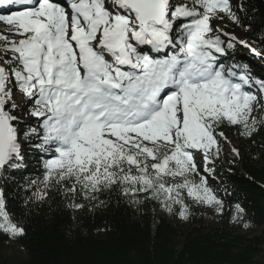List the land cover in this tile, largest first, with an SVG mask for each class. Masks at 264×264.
Here are the masks:
<instances>
[{"label":"snow or ice","instance_id":"6c2138e0","mask_svg":"<svg viewBox=\"0 0 264 264\" xmlns=\"http://www.w3.org/2000/svg\"><path fill=\"white\" fill-rule=\"evenodd\" d=\"M246 0H0V180L73 212L116 197L187 221L223 216L210 184L230 144L264 132V57ZM254 11H256L253 8ZM264 44V19L258 25ZM230 154L240 157L238 148ZM230 222L247 229L240 203ZM0 187V235L26 236Z\"/></svg>","mask_w":264,"mask_h":264},{"label":"trees","instance_id":"16d2710c","mask_svg":"<svg viewBox=\"0 0 264 264\" xmlns=\"http://www.w3.org/2000/svg\"><path fill=\"white\" fill-rule=\"evenodd\" d=\"M246 2L256 10L248 9L257 27L236 31L264 48L257 39L264 1ZM226 134L241 156L221 153L215 164L217 175L209 181L224 201V229L207 225L208 216L194 205L192 216L183 221L114 196L101 197L109 201L107 206L91 212H73L64 207L59 196L45 203H25L31 195L25 180L34 177L38 169L32 160L25 180L17 177L15 184L8 185L0 180L10 207L27 230L26 236L17 240L0 235V264H264V235L255 236L264 226V132L254 137V143L239 137L234 129ZM236 203L247 210V229L230 222L228 213L235 214ZM239 231L248 234L239 235ZM13 248L18 255L7 254Z\"/></svg>","mask_w":264,"mask_h":264},{"label":"rangeland","instance_id":"374dc122","mask_svg":"<svg viewBox=\"0 0 264 264\" xmlns=\"http://www.w3.org/2000/svg\"><path fill=\"white\" fill-rule=\"evenodd\" d=\"M264 1V0H263ZM238 36H241L242 34L240 33H237ZM259 70V69H258ZM231 143L230 144H227L226 146L223 147V151H222V155L226 156L227 154L230 153V149L233 147L234 143L232 142V140H230ZM195 207L200 211L202 212L203 214L207 215V219H206V223L207 225H209L210 227L212 228H221V229H224L225 226H224V221L222 220L221 218V215H218L214 212H212L210 209H207V208H203V207H200L199 205H195ZM231 225H228L226 227V230L229 229ZM239 235H246L248 234V232L246 231H239L238 232ZM260 236V235H264V226H262L259 231L255 234V236ZM12 253H15L16 255L19 254V252L17 250H15L14 248L13 249H9L7 250V254L11 255Z\"/></svg>","mask_w":264,"mask_h":264}]
</instances>
